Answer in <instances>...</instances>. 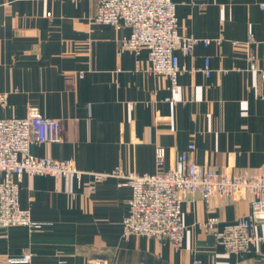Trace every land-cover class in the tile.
<instances>
[{
  "label": "crops",
  "instance_id": "1",
  "mask_svg": "<svg viewBox=\"0 0 264 264\" xmlns=\"http://www.w3.org/2000/svg\"><path fill=\"white\" fill-rule=\"evenodd\" d=\"M173 1L179 34L199 39L190 54L176 51L174 90L167 76L146 71L145 49L118 52L130 30L93 23L95 0H0V117H23L33 104L59 119L63 139L32 144L30 152L84 172L166 171L187 153L227 175H263L264 78L247 59L264 68V0ZM248 35L247 47L233 44ZM156 147L165 153L161 167ZM90 180L89 173L79 181L23 174L20 207L43 225L0 228L1 264L25 251L31 261L12 264H264V243L238 257L198 225L217 217L221 228L246 216L250 193H215L208 203L183 193L186 231L175 245L125 236L130 187L108 177L86 193ZM254 233L264 234V226Z\"/></svg>",
  "mask_w": 264,
  "mask_h": 264
},
{
  "label": "built area",
  "instance_id": "2",
  "mask_svg": "<svg viewBox=\"0 0 264 264\" xmlns=\"http://www.w3.org/2000/svg\"><path fill=\"white\" fill-rule=\"evenodd\" d=\"M77 1V0H74ZM96 9L91 18L95 24H109L115 28H129V35L118 41V52L139 54L147 51L146 71L169 78L170 86L177 88V75L181 70L177 50L190 54L198 38L179 34L176 4L173 0H95ZM264 8V5L262 6ZM46 15H50L47 13ZM208 43V39L203 40ZM248 35L244 42H252ZM248 68L257 70L264 78V68H256L253 57L248 56ZM207 73V70H205ZM6 93L0 94L4 104ZM63 139L59 119L40 114L36 105L27 106L23 117H0V228L24 226L36 231L42 223L31 218L28 209L20 207L19 185L23 174L51 175L80 180L84 173L91 180L83 187L91 193L96 183L108 177L118 178L119 184L131 189L128 213L122 221L125 236L138 235L179 244L186 226L181 209L182 194L197 192L205 203L215 193L228 199L238 193H250V212L232 224L218 227L217 217H207L199 222L200 229L211 233L225 253L243 257L251 246L264 243V234H255L257 225L264 226V174L247 176L227 175L218 166H206L191 161L187 153L178 156L174 166L166 171L137 174L115 168L112 172H84L70 160H55L48 156L37 157L30 152L32 144L54 143ZM189 145V149H192ZM163 148L156 147L155 163H164ZM31 254L23 252L19 258L6 263H29Z\"/></svg>",
  "mask_w": 264,
  "mask_h": 264
},
{
  "label": "rangeland",
  "instance_id": "3",
  "mask_svg": "<svg viewBox=\"0 0 264 264\" xmlns=\"http://www.w3.org/2000/svg\"><path fill=\"white\" fill-rule=\"evenodd\" d=\"M0 264H1V262H0Z\"/></svg>",
  "mask_w": 264,
  "mask_h": 264
}]
</instances>
